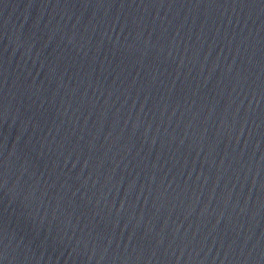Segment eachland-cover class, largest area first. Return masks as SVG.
Returning a JSON list of instances; mask_svg holds the SVG:
<instances>
[{
	"label": "water",
	"instance_id": "95a60500",
	"mask_svg": "<svg viewBox=\"0 0 264 264\" xmlns=\"http://www.w3.org/2000/svg\"><path fill=\"white\" fill-rule=\"evenodd\" d=\"M0 264H264V0H0Z\"/></svg>",
	"mask_w": 264,
	"mask_h": 264
}]
</instances>
